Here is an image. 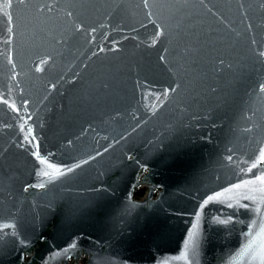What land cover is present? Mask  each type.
I'll list each match as a JSON object with an SVG mask.
<instances>
[{"label": "water", "instance_id": "water-1", "mask_svg": "<svg viewBox=\"0 0 264 264\" xmlns=\"http://www.w3.org/2000/svg\"><path fill=\"white\" fill-rule=\"evenodd\" d=\"M261 51L264 0H0V264H261Z\"/></svg>", "mask_w": 264, "mask_h": 264}, {"label": "snow or ice", "instance_id": "snow-or-ice-1", "mask_svg": "<svg viewBox=\"0 0 264 264\" xmlns=\"http://www.w3.org/2000/svg\"><path fill=\"white\" fill-rule=\"evenodd\" d=\"M18 2L19 3H26V0H18ZM144 3H145V5L147 6L148 5V3H149V0H144ZM7 6V5H6ZM39 11L40 12H43V9H39ZM151 14V13H150ZM72 15V13L71 12H68V16H71ZM12 19V17L9 15V20H11ZM61 41H59V40H57V43H60ZM260 55L261 56H264V51H261L260 52ZM164 58L163 57H161V60H163ZM33 139H34V137H33ZM261 158L262 159H264V153H261ZM37 159H39L40 160V162L41 163H45V161L37 154ZM252 167L253 168H255L256 167V164L255 163H253V165H252ZM69 171H71V169H69ZM57 172L59 173V174H63L59 169H57ZM42 175H45V176H49V175H51L48 171H42V173H41ZM258 179H260L261 180V182L262 183H264V175H261L260 177H258ZM251 183H255V180H253V181H251ZM40 187H43V184H41V185H39ZM236 187H240V185H237ZM229 191H231V189H229ZM262 191H264V189H262ZM216 199H218V197L217 196H209L208 197V200H216ZM208 201H205V203H207ZM197 220H199V217H197ZM3 227H14V225H4ZM261 232H264V225H262L261 226ZM191 238H192V234L190 233L189 234V241H191ZM73 247H75V245H73ZM251 247V244H249L247 247H246V249H245V251H247V249L248 248H250ZM261 264H264V258H261Z\"/></svg>", "mask_w": 264, "mask_h": 264}, {"label": "rangeland", "instance_id": "rangeland-1", "mask_svg": "<svg viewBox=\"0 0 264 264\" xmlns=\"http://www.w3.org/2000/svg\"><path fill=\"white\" fill-rule=\"evenodd\" d=\"M139 190H143V195H145L146 193H147V186H142V187H140L137 191H139ZM135 195H136V193H135ZM145 196H143L141 199H143ZM72 261V260H71ZM70 261V262H71ZM79 261V263H81V264H87V261H88V258L87 257H85L84 255L81 257V259H79L78 260Z\"/></svg>", "mask_w": 264, "mask_h": 264}, {"label": "trees", "instance_id": "trees-1", "mask_svg": "<svg viewBox=\"0 0 264 264\" xmlns=\"http://www.w3.org/2000/svg\"><path fill=\"white\" fill-rule=\"evenodd\" d=\"M142 195H143V190H139V191H137L136 196H137L138 198H140Z\"/></svg>", "mask_w": 264, "mask_h": 264}, {"label": "flooded vegetation", "instance_id": "flooded-vegetation-1", "mask_svg": "<svg viewBox=\"0 0 264 264\" xmlns=\"http://www.w3.org/2000/svg\"><path fill=\"white\" fill-rule=\"evenodd\" d=\"M69 264H74V263H70V262H68Z\"/></svg>", "mask_w": 264, "mask_h": 264}, {"label": "bare ground", "instance_id": "bare-ground-1", "mask_svg": "<svg viewBox=\"0 0 264 264\" xmlns=\"http://www.w3.org/2000/svg\"><path fill=\"white\" fill-rule=\"evenodd\" d=\"M79 259H81V258H79Z\"/></svg>", "mask_w": 264, "mask_h": 264}]
</instances>
